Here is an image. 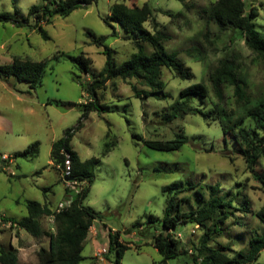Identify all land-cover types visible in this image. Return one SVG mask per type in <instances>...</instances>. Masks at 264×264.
Listing matches in <instances>:
<instances>
[{
    "label": "rangeland",
    "instance_id": "rangeland-1",
    "mask_svg": "<svg viewBox=\"0 0 264 264\" xmlns=\"http://www.w3.org/2000/svg\"><path fill=\"white\" fill-rule=\"evenodd\" d=\"M120 1L91 0L87 7L77 8L68 16H53L49 23H42L49 35L45 39L29 15L31 6L41 4L42 0H0V14L13 15L0 21V64L11 63L14 57L48 60L36 89L25 80H11L17 88L30 92L22 98L14 87L11 89L0 81V248L10 243L17 246L22 264H40L37 250L49 244V237L36 238L4 218L27 215L28 199L50 202L53 209L63 208L81 188L82 184L60 180L62 170L58 171L51 159L52 143L78 125L85 112L82 104L90 100L78 78L91 80L92 75L81 73L70 56L84 52L92 57L93 70L101 71L106 66V46L116 63L136 51L132 33L126 32L111 17V6ZM147 1L158 8L156 18L169 36L168 50L177 51L195 76L182 79L164 69L163 98L136 96L132 89L134 79L116 78L100 91L102 101L111 110L90 111L72 139L74 149L83 160L100 158L95 165V180L84 201L102 214L101 220L93 223V233L97 231L99 235L89 234L80 264H116L115 252L109 254V230L119 231L121 239L130 246L122 258L123 264L160 262L163 256L151 240L160 228L157 218L165 211L168 192L163 187L172 182H179L182 187L201 182L199 189L205 196L210 185L219 183L225 190L230 189L236 205L241 207L247 198L254 210L264 206V185L246 171V162L237 153L235 140L230 136L225 138L218 120L207 121L199 114H187L165 123L160 115L178 98L182 87L201 79L216 100L208 74L226 55L247 74L251 96L263 98L264 60L248 48L240 31H220L208 20L203 9L216 0H194L196 7L192 9H185L181 0H129L137 5ZM253 5L259 8L254 21L264 32V0H246L247 11ZM16 8L20 10L19 18L26 17L30 24H15ZM168 12L181 14L173 18ZM146 27L152 30V22ZM95 36L104 37V46L94 42ZM147 48L151 50L150 45ZM225 95L226 102L236 106L231 87L225 89ZM209 102V98L197 95L191 98V104L207 109ZM181 129H185L190 141L179 150H157L134 137L140 134L145 138L167 139ZM115 138L117 144L104 155L105 143ZM36 141L39 142L36 156H14ZM2 156L7 161L3 162ZM258 171L264 177V159ZM179 195L188 197L182 203L183 211L197 206L198 188L185 189ZM151 215L156 217L155 226L150 223ZM252 217L251 212L238 211L233 217L237 224L233 220L227 223V230L223 229L216 241L235 250H247L250 237L257 234V228L263 227L258 217ZM42 223L46 229H54L52 216L43 217ZM136 223H139L137 227ZM177 234L192 252L191 244L198 243L202 230L190 224L180 225ZM104 248L106 252L99 255ZM168 264L196 263L191 256L182 255L169 259ZM256 264H264V250Z\"/></svg>",
    "mask_w": 264,
    "mask_h": 264
},
{
    "label": "trees",
    "instance_id": "trees-1",
    "mask_svg": "<svg viewBox=\"0 0 264 264\" xmlns=\"http://www.w3.org/2000/svg\"><path fill=\"white\" fill-rule=\"evenodd\" d=\"M181 1L185 9L196 7L194 0ZM90 3L91 0H42L41 4L31 6L29 15L35 20L34 26L45 39H48L49 35L42 23H49L55 15L68 16L75 9L87 7ZM245 7L246 0H216L204 8L203 12L220 31H240L248 48L259 59L264 60V32L257 28L254 21L259 14V8L253 5L247 11ZM157 10L158 8L148 1L143 5H137L129 0H122L111 6L112 19L126 32L132 33V41L136 46V51L121 63L114 61L108 46L105 47L106 66L101 71L93 70V59L84 52L70 56V60L81 73L92 75L91 80L85 81L81 77L78 78L90 100L82 104L85 112L78 125L66 130L62 137L52 143L51 159L57 170H62L60 180L64 181L67 175L72 177L71 181L75 184H82L81 188L63 208L53 209L50 202L28 199L25 202L28 209L27 215L20 218H4L10 221L12 226L24 229L36 238L49 237V244L41 245L37 250L40 264H80L91 227L95 220L102 218L100 211L84 203L95 180V165L100 162V158L93 156L83 160L72 145L74 134L83 127V120L90 111L111 110V107L102 101L100 91L107 88L108 82H115L116 78L134 79L132 89L136 96L163 98L165 96L164 69L174 72L175 77L182 79H192L195 76L177 51L168 50L166 41L169 36L157 21ZM167 14L175 18L181 13L168 12ZM15 15L16 25L30 24L26 17L19 18L18 8L15 9ZM12 16L9 13H1L0 21L11 19ZM148 22H152V30L146 27ZM103 40V36L94 38L95 43H103L104 46ZM147 45L151 46V50L147 48ZM47 62V59L38 61L14 57L11 63L0 64V78L8 81L11 76H14L18 80L29 82L30 87L36 89L41 84ZM208 79L216 100L212 99L211 90L203 79L192 82L182 87L178 98L160 114L163 121L172 123L187 114H199L207 121L218 120L225 138L230 136L235 140L238 147L237 153L246 162V171L264 185V177L258 171L261 160L264 159V97L255 99L251 96L247 74L229 55L222 57L209 71ZM137 83L144 87L140 88ZM13 86L16 88L15 85ZM227 87L233 89L236 101L234 107L226 102ZM196 95L209 98L210 107L207 109L191 104V98ZM184 97L186 98L183 99ZM107 136H110V132ZM134 137L151 148L165 151L179 150L190 141L185 129H181L174 137L167 139L145 138L140 134H134ZM116 144L117 138L106 142L103 154L107 155ZM38 152L39 142L36 141L23 151L15 153L14 156L34 157ZM1 159L7 161L3 156ZM192 187L199 190L198 204L189 211H183L182 203L188 200V197H181L179 192ZM200 187L201 182L193 183L191 187H182L179 182H172L163 187V190L168 192L165 211L162 217L157 218L160 228L153 233L151 240V244L163 256L162 260L156 264H168L169 259L182 255L191 256L196 264H256L264 250V206L254 210L252 202L247 198L241 207L236 205L234 197L230 196V189L225 190L219 183L210 185L206 196L199 189ZM66 190L68 192L69 187H66ZM240 210L251 212L252 218L258 217L263 223L262 229L257 228V234L250 237L247 250H235L230 245L216 241V237L222 235L223 229L227 230V223L233 220L237 224L233 217ZM45 216L54 218L53 230L43 226L42 220ZM155 220L156 217L151 215L150 223L154 226ZM138 224L136 223V227ZM188 224L202 230L198 243L191 244L194 249L192 252L177 234L180 225ZM104 227H107L106 224ZM108 236L109 254L115 252V263L123 264L122 258L126 249L130 247L129 244L121 239L119 231L109 230ZM215 242L217 244H214ZM0 264H22L18 247L12 243L9 246L2 245Z\"/></svg>",
    "mask_w": 264,
    "mask_h": 264
},
{
    "label": "crops",
    "instance_id": "crops-1",
    "mask_svg": "<svg viewBox=\"0 0 264 264\" xmlns=\"http://www.w3.org/2000/svg\"><path fill=\"white\" fill-rule=\"evenodd\" d=\"M15 77L14 76H11L9 79H8V81H5V80H3L2 78H0V81H2L3 83H7L8 85H9V87L12 89V87H14L13 85H15L16 86V88H15V90H16V92H17V94H18V97H19V95H20V98H22V95L23 94H27V93H30L29 91H25V90H21V89H19V88H17V84L15 83V82H12L11 80L12 79H14ZM94 225L91 227V230H90V234H94V235H99V232H97V231H95L94 233H93V230H94Z\"/></svg>",
    "mask_w": 264,
    "mask_h": 264
},
{
    "label": "water",
    "instance_id": "water-1",
    "mask_svg": "<svg viewBox=\"0 0 264 264\" xmlns=\"http://www.w3.org/2000/svg\"><path fill=\"white\" fill-rule=\"evenodd\" d=\"M3 162H5V160H3ZM65 180H66V181H71V180H72V177H69V176L66 175V176H65Z\"/></svg>",
    "mask_w": 264,
    "mask_h": 264
},
{
    "label": "built area",
    "instance_id": "built-area-1",
    "mask_svg": "<svg viewBox=\"0 0 264 264\" xmlns=\"http://www.w3.org/2000/svg\"><path fill=\"white\" fill-rule=\"evenodd\" d=\"M66 162H67V164H69V160H67ZM68 168H69V167H68ZM103 252H106V249H105V248H104V251L100 250L99 255H101Z\"/></svg>",
    "mask_w": 264,
    "mask_h": 264
}]
</instances>
